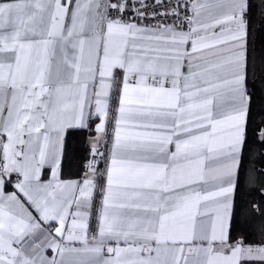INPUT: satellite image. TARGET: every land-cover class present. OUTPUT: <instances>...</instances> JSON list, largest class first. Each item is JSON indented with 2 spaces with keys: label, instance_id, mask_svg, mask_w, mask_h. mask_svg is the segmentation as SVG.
<instances>
[{
  "label": "snow or ice",
  "instance_id": "1",
  "mask_svg": "<svg viewBox=\"0 0 264 264\" xmlns=\"http://www.w3.org/2000/svg\"><path fill=\"white\" fill-rule=\"evenodd\" d=\"M0 264H264V0H0Z\"/></svg>",
  "mask_w": 264,
  "mask_h": 264
},
{
  "label": "trees",
  "instance_id": "2",
  "mask_svg": "<svg viewBox=\"0 0 264 264\" xmlns=\"http://www.w3.org/2000/svg\"><path fill=\"white\" fill-rule=\"evenodd\" d=\"M244 195H245V197H247L248 196V193L247 192H245L244 193ZM257 199H259V197L257 196Z\"/></svg>",
  "mask_w": 264,
  "mask_h": 264
}]
</instances>
